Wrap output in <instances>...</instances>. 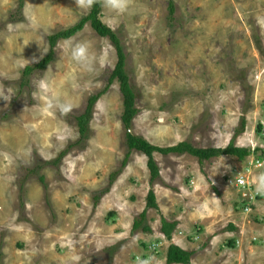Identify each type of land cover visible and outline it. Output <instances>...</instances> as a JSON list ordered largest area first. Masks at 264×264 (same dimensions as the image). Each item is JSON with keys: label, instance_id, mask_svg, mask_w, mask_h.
<instances>
[{"label": "rangeland", "instance_id": "374dc122", "mask_svg": "<svg viewBox=\"0 0 264 264\" xmlns=\"http://www.w3.org/2000/svg\"><path fill=\"white\" fill-rule=\"evenodd\" d=\"M170 1L103 0L100 19L124 48L140 109L130 130L160 146L264 147V0H173L172 15ZM89 12V0H0V264H168L172 242L193 251L192 264H264V162L253 153L200 164L155 152L160 177L150 185L147 156L134 150L94 205L127 152L118 80L85 139L75 115L108 84L115 45L88 22L23 77L48 55L49 35ZM69 143L59 164L47 162ZM150 188L151 230L133 231ZM162 218L178 222L171 239Z\"/></svg>", "mask_w": 264, "mask_h": 264}, {"label": "trees", "instance_id": "16d2710c", "mask_svg": "<svg viewBox=\"0 0 264 264\" xmlns=\"http://www.w3.org/2000/svg\"><path fill=\"white\" fill-rule=\"evenodd\" d=\"M20 7L24 6V0H19ZM90 3V12L86 15H83L80 20L71 27L64 28L57 31L56 33L49 35L48 39L50 42V51L47 56H45L40 62L28 65L23 70V77H28L33 71L37 69H44L47 67L48 63L53 59L55 54V46L57 41L61 38H68L74 35L76 32L82 30L85 25L90 22L92 28L103 37H108L113 42L117 51V62L114 69L112 70L109 82L105 88L95 94H92L88 98V102L84 112L75 115L77 120L78 129L80 133V139H85L88 136V131L90 128V121L93 117V111L96 103L98 102L101 95L106 91V89L113 83L115 80H118L120 91L122 93L123 99V111L121 114V120L125 126L126 130V146L127 152L122 162V165L119 169L112 171L109 174L108 185L101 189L98 193L94 195V205H97L100 197L108 193L120 175L122 169L127 164L128 158L131 155L132 151L136 150L147 156V166L150 171V185H153V182L160 177V168L155 159L154 153L159 152L162 154L175 153L178 155L190 154L195 156L198 159L200 164H203L205 160H209L213 157H219L222 155H232L236 156L238 159L243 160L252 153L255 154L257 160L264 162V147H256L254 150L248 147L239 146L232 139L224 147L208 146V147H198L193 143L183 140L175 144L168 146L155 145L148 141L142 135L135 134L130 129L136 115L139 113L140 109L136 105V92L132 85L130 74L126 70V53L124 48L119 40L117 33L108 25L104 24L100 19V13L103 5V0H89ZM169 11L172 15L175 11V4L173 0L169 3ZM262 129L261 124H258V132ZM76 145L75 143H69L68 147L63 149L59 155L50 161H47L51 164H59L63 157L68 153L69 149ZM42 181L44 178L41 177ZM45 183V181H44ZM261 196L259 195L258 198ZM148 208H158L157 197L154 191V188H150L146 195V206L143 211L136 217L133 221V231L142 228L144 232H149L151 227L146 223L147 209ZM114 212H109V216H112ZM178 222L169 221L166 218H162V227L161 231L165 234L168 239L172 238L173 231L176 229ZM232 229L237 227L233 224H230ZM228 245L235 247V239H231L228 242ZM111 250H115L117 245H112L109 247ZM193 251L186 250L175 243H170L167 248V258L166 262L168 264L180 263V264H192L191 256ZM144 259V258H143Z\"/></svg>", "mask_w": 264, "mask_h": 264}, {"label": "built area", "instance_id": "2783aa9c", "mask_svg": "<svg viewBox=\"0 0 264 264\" xmlns=\"http://www.w3.org/2000/svg\"><path fill=\"white\" fill-rule=\"evenodd\" d=\"M257 162H258V165H262L263 163L260 161V160H257ZM244 177L243 176H239V178L236 180L235 179V185L237 186V187H241V188H245V187H247V182H245V181H241L240 179H243ZM231 181H233V179H231ZM252 185H257V184H255V183H251V186ZM250 189L252 190V188L250 187ZM256 191V195L257 194H259V190H255ZM256 195H255V198H256ZM251 197H253V196H251ZM249 199V198H248ZM251 203V200L247 203V205H246V209H249V207H248V205Z\"/></svg>", "mask_w": 264, "mask_h": 264}, {"label": "crops", "instance_id": "0c3cea01", "mask_svg": "<svg viewBox=\"0 0 264 264\" xmlns=\"http://www.w3.org/2000/svg\"><path fill=\"white\" fill-rule=\"evenodd\" d=\"M203 204H205L204 202H203ZM199 205V204H198Z\"/></svg>", "mask_w": 264, "mask_h": 264}, {"label": "clouds", "instance_id": "9594fccd", "mask_svg": "<svg viewBox=\"0 0 264 264\" xmlns=\"http://www.w3.org/2000/svg\"><path fill=\"white\" fill-rule=\"evenodd\" d=\"M257 160V159H256Z\"/></svg>", "mask_w": 264, "mask_h": 264}]
</instances>
